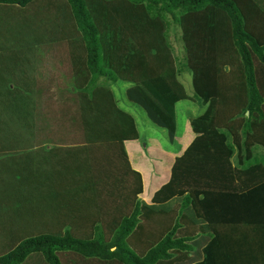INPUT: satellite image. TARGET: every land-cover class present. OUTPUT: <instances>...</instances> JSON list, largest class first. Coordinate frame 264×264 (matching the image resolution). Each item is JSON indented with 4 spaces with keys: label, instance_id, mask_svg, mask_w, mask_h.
<instances>
[{
    "label": "trees",
    "instance_id": "obj_1",
    "mask_svg": "<svg viewBox=\"0 0 264 264\" xmlns=\"http://www.w3.org/2000/svg\"><path fill=\"white\" fill-rule=\"evenodd\" d=\"M0 18V264H264V0H0ZM169 26L205 108L147 204L109 85L173 142Z\"/></svg>",
    "mask_w": 264,
    "mask_h": 264
},
{
    "label": "rangeland",
    "instance_id": "obj_2",
    "mask_svg": "<svg viewBox=\"0 0 264 264\" xmlns=\"http://www.w3.org/2000/svg\"><path fill=\"white\" fill-rule=\"evenodd\" d=\"M3 19L5 22L8 21V18ZM167 42L171 47L176 66H185L182 69L183 71L180 77V81L184 86L186 94L190 98H193L191 77L189 76L186 70V54L182 49V44L180 41V31L177 26L168 27ZM111 89L115 96L118 106L122 110L130 114L135 120L136 129L139 135V139L137 142L140 144L141 150L144 152L145 157L146 155H148V153L150 155H154V157L156 158L160 157L159 161L162 160L163 163L167 164L166 166L170 164V170L173 159L182 154L184 146L189 144V142L193 138V134L190 128V120L199 116L202 113L203 106L198 102L192 104V101V103H190L189 101H182L177 104L175 111V137L173 142H169L166 131L151 124L142 109L127 100L125 93H123L122 82H116L115 85L111 86ZM151 149L152 151H150ZM163 153L166 154L168 157L162 158ZM136 156L137 154H134V157ZM156 158H152V160L155 161Z\"/></svg>",
    "mask_w": 264,
    "mask_h": 264
},
{
    "label": "crops",
    "instance_id": "obj_3",
    "mask_svg": "<svg viewBox=\"0 0 264 264\" xmlns=\"http://www.w3.org/2000/svg\"><path fill=\"white\" fill-rule=\"evenodd\" d=\"M104 81H105V79L100 78V79H98L97 82L102 83ZM112 85H115V83H111L109 85V89L111 91H112V89H111ZM127 87H128V84L123 83V93H125V90ZM185 101H189L190 103L193 102L192 104H194L195 102L197 103V101H195L193 98H190V97L188 100H185ZM178 103H180V102H178ZM177 104L175 105V111H176ZM203 111H204V106L202 107V113H203ZM193 137H194V135H193ZM192 139H191V141H192ZM137 141L138 140L127 141L124 143V147H125V151L127 153L128 160L130 162L131 167L134 170H136L137 172H139L141 175L142 193L138 197L143 202L149 204V203H151V199H152L154 193L169 180V177H170L169 165L170 164H168V166H166L167 164L163 163L162 160L159 161L160 157L156 158V157H154V155H150L149 153L145 157L144 152L141 150L140 144ZM190 142H189V144H190ZM189 144L184 146L183 151L187 148V146ZM150 151H152V149ZM134 154H137V156L134 157ZM167 157L168 156L166 154H164V153L162 154V158H167ZM152 158H156V160L153 161ZM174 159H173V161H174ZM2 232L3 231L1 230L0 251H2L3 249H6V247L8 245L6 242V239L2 236ZM3 240H5V241H3Z\"/></svg>",
    "mask_w": 264,
    "mask_h": 264
}]
</instances>
